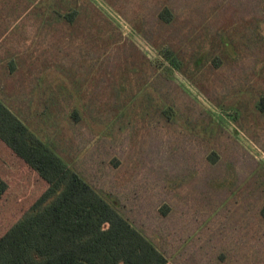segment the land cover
I'll return each instance as SVG.
<instances>
[{
	"label": "rangeland",
	"instance_id": "rangeland-1",
	"mask_svg": "<svg viewBox=\"0 0 264 264\" xmlns=\"http://www.w3.org/2000/svg\"><path fill=\"white\" fill-rule=\"evenodd\" d=\"M0 100L166 264H264V0H0ZM68 205L0 138V264H135Z\"/></svg>",
	"mask_w": 264,
	"mask_h": 264
},
{
	"label": "trees",
	"instance_id": "trees-1",
	"mask_svg": "<svg viewBox=\"0 0 264 264\" xmlns=\"http://www.w3.org/2000/svg\"><path fill=\"white\" fill-rule=\"evenodd\" d=\"M75 11H67L64 18L72 23ZM0 138L15 151L35 172L48 180L69 205L62 211L48 209L43 218L60 232L64 244L76 242L89 233L94 226L101 227L114 245L135 264H166V258L142 235L135 231L122 215L101 196L74 168L55 154L45 142L30 131L27 126L0 100ZM10 245L19 248L16 237ZM52 245L45 248H50ZM59 247L54 251L55 248ZM50 257L33 249L24 251L23 264H52L58 257H68L64 246L58 245ZM8 250L3 249L1 256ZM15 257L21 255L14 252ZM4 264H17L7 261Z\"/></svg>",
	"mask_w": 264,
	"mask_h": 264
}]
</instances>
